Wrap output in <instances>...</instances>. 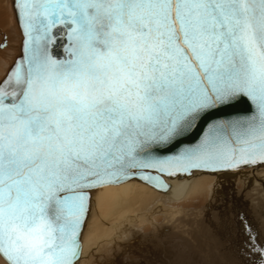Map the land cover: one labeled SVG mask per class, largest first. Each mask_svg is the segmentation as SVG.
<instances>
[{
    "label": "snow or ice",
    "instance_id": "obj_1",
    "mask_svg": "<svg viewBox=\"0 0 264 264\" xmlns=\"http://www.w3.org/2000/svg\"><path fill=\"white\" fill-rule=\"evenodd\" d=\"M13 7L23 40L0 80L3 264H76L105 185L166 190L162 176L264 163V0ZM241 101L248 111L225 113ZM244 228L250 264H264Z\"/></svg>",
    "mask_w": 264,
    "mask_h": 264
},
{
    "label": "bare ground",
    "instance_id": "obj_2",
    "mask_svg": "<svg viewBox=\"0 0 264 264\" xmlns=\"http://www.w3.org/2000/svg\"><path fill=\"white\" fill-rule=\"evenodd\" d=\"M20 40L12 0H0V80ZM168 181L166 193L135 179L96 189L76 264H250L239 245L244 221L264 242V166Z\"/></svg>",
    "mask_w": 264,
    "mask_h": 264
},
{
    "label": "water",
    "instance_id": "obj_3",
    "mask_svg": "<svg viewBox=\"0 0 264 264\" xmlns=\"http://www.w3.org/2000/svg\"><path fill=\"white\" fill-rule=\"evenodd\" d=\"M12 8H13V11H14V15H15V19H16L17 25H18L17 14H16V11H15V9H14V7H13V0H12ZM18 28H19V25H18ZM19 30H20V33H21V40H20V49H19V53L15 56V58H14L12 64L9 66V68L7 69V71L10 70V68H11L12 65L14 64L15 60H16L17 58H19V56L22 54V40H23V36H22V31H21L20 28H19ZM54 52H55L57 55H60V54L62 53V50H61L60 48H54ZM7 71H6V72H7ZM5 75H6V73H5ZM5 75L3 76V78L5 77ZM3 78H2V79H3ZM2 79H1V80H2ZM249 107H250V106L247 104L246 101H241V102L237 103L236 105H234L232 108L226 109V110H225V113H227V114H231V113H233V112H241V113H243V112L248 111V110H249ZM198 135H199V130H198L197 132L193 133L190 137H188L187 140H186L185 142H186V143H194L195 140L198 138ZM261 166H264V163H257V164H255V165H241V166L238 167V168H247V167H249V168H252V167L256 168V167H261ZM238 168H237V169H238ZM232 170H235V169L221 170V171H217V172H202V171H199V172H200V173H209V174L212 173V174H213V173L227 172V171H232ZM195 172H198V171H193L191 174H183V175H181V174H177V175H175V176H162L163 181L165 182V184L168 185V188H167L166 190H165V189H159V188H156V187H153V186H151V187L154 188V189H156V190H158V191H160V192L166 193V192L169 190V188H170L169 181H168L169 179H171V178L184 179V178H187V177L191 176V175H192L193 173H195ZM135 180H137V179H135ZM137 181H140V180H137ZM140 182H142V181H140ZM143 183H144V182H143ZM119 184H120V183H119ZM145 184H146V183H145ZM109 185H111V184H109ZM147 185H148V184H147ZM149 186H150V185H149ZM80 235H81V234H80ZM79 242H80V247H81L80 236H79Z\"/></svg>",
    "mask_w": 264,
    "mask_h": 264
},
{
    "label": "rangeland",
    "instance_id": "obj_4",
    "mask_svg": "<svg viewBox=\"0 0 264 264\" xmlns=\"http://www.w3.org/2000/svg\"><path fill=\"white\" fill-rule=\"evenodd\" d=\"M14 22H15V20H14ZM15 25H16V23H15ZM17 27V26H16ZM244 233V234H243ZM246 233V234H245ZM242 234L244 235L243 236V238H245V240H243V241H241V245H239V247L241 248V251H242V253H243V251L245 252V258H246V260L251 256L248 252H247V249H246V247H245V244H246V241L248 240V235H247V232H246V229L244 228V225H243V231H242ZM257 242L259 243V240L257 239ZM242 245H243V247H242ZM232 256V257H231ZM231 256H228V258H230V259H235V252L233 253V255H231ZM251 258L252 259H254V257L253 256H251ZM194 259L193 260H187V262L188 263H186V264H193L194 263Z\"/></svg>",
    "mask_w": 264,
    "mask_h": 264
}]
</instances>
